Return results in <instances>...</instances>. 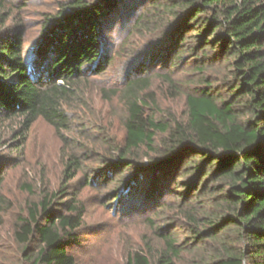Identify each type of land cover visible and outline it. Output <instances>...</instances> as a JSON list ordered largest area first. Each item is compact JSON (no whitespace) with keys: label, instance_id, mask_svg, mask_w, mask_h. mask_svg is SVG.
Instances as JSON below:
<instances>
[{"label":"trees","instance_id":"trees-1","mask_svg":"<svg viewBox=\"0 0 264 264\" xmlns=\"http://www.w3.org/2000/svg\"><path fill=\"white\" fill-rule=\"evenodd\" d=\"M121 2L67 0L44 21L31 52L24 29H5L8 17L0 13V123L20 119L27 131L42 120L66 142L62 133L71 118L65 108L81 80L109 66L101 38ZM143 2L133 31L164 30L174 65L200 64L210 55L221 58L231 77L224 92L203 79L205 85L186 96L180 121L146 113L151 94L143 98L142 87L149 79L127 84L123 144L106 161L103 179L143 174L137 179L143 204L163 215V225L148 219L159 247L134 252L125 264H264V0ZM81 170L80 159L69 155L66 182ZM174 189L181 190L176 200L163 201ZM65 194L44 195L18 218L14 237L22 264H77L67 249L78 243L84 208L76 197L55 202Z\"/></svg>","mask_w":264,"mask_h":264},{"label":"rangeland","instance_id":"rangeland-1","mask_svg":"<svg viewBox=\"0 0 264 264\" xmlns=\"http://www.w3.org/2000/svg\"><path fill=\"white\" fill-rule=\"evenodd\" d=\"M66 1L0 0V13L8 17L4 28L24 29L23 43L31 52L43 33L44 21L55 17ZM145 7L143 0H122L105 26L101 43L110 64L102 74L87 76L78 83L75 97L65 108L71 118L70 129L62 133L66 142L42 120L27 131L20 119L0 123L3 264H22V247L14 237L18 218L26 216L44 195L63 189L66 194L62 197L66 198L55 202L76 197L84 208L78 243L67 249L77 264H125L130 254L148 246L159 247L148 219L159 227L163 215H153L154 208L143 204L144 196L137 185L143 174L125 172L111 183L103 179L109 171L106 161L113 159L115 149L123 144L127 84L138 78L149 79L148 88L142 87L143 98L151 94L146 113L156 120L171 117L180 121L187 114L186 96L203 87V79L212 91L224 92L231 75L221 58L210 55L200 64L178 60L174 65L177 60L167 52L164 30L133 31V23ZM69 155L80 159L82 170L66 182L64 169ZM145 156L141 151V164H146ZM174 191L163 201H175L181 190Z\"/></svg>","mask_w":264,"mask_h":264}]
</instances>
